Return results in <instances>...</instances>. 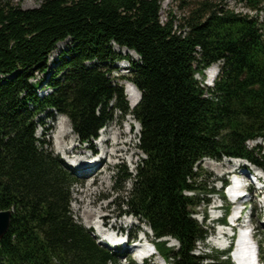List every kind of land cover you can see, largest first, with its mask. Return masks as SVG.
<instances>
[{
	"label": "trees",
	"instance_id": "16d2710c",
	"mask_svg": "<svg viewBox=\"0 0 264 264\" xmlns=\"http://www.w3.org/2000/svg\"><path fill=\"white\" fill-rule=\"evenodd\" d=\"M236 3L246 12L219 0L187 2L177 26L162 22L160 0H43L29 10L0 0V212H13L0 264H110L116 256L71 211L78 180L36 135L46 112L65 116L86 144L115 115L133 117L145 159L136 175L126 169L121 177L133 187L120 216L144 221L166 263L232 264L195 254L210 230L194 216L216 191L202 160L243 159L264 172V144L248 145L264 142V0ZM68 40L51 93L38 96L43 83L32 80L48 73L49 56ZM124 60L131 70L121 80L141 93L135 108L112 73ZM215 64L207 87L196 75Z\"/></svg>",
	"mask_w": 264,
	"mask_h": 264
},
{
	"label": "rangeland",
	"instance_id": "374dc122",
	"mask_svg": "<svg viewBox=\"0 0 264 264\" xmlns=\"http://www.w3.org/2000/svg\"><path fill=\"white\" fill-rule=\"evenodd\" d=\"M43 0H14L15 3L20 4L21 7L25 10L29 9H34L37 8ZM161 1V20L162 22H165L167 19L172 18L174 20V23L179 26L182 24L184 19L188 15V8L185 7L186 3H193L194 1H201V0H160ZM220 2L228 4L231 8L237 10V11H243L246 12L242 8L241 5H237L236 0H219ZM261 20L264 21V12L261 15ZM71 46V41L68 40L66 42L60 43L57 45L56 50L49 56L48 58V73H36V78L32 80L33 83L41 80L42 81V86L37 90L38 96L43 97L51 93V89L48 87V80L52 79V74L54 73V69L56 66V63L59 61L61 54L63 51L68 50V48ZM115 49L117 52H121L123 55H130L135 62L139 61L138 56L133 57L132 54L126 53L124 50L119 49L118 47L115 46ZM220 64H215L212 67H210L208 70L205 71V78L201 77L200 75H196V79L199 80L203 85L207 87H213L214 83L210 86L207 84L208 82V77H209V72L213 68H216L219 70ZM130 66L129 65H121L117 66L114 65L112 69L113 77L118 79L120 84L124 86L125 94L127 96V99L130 103V98L127 94V85H130L131 83L128 80H121V78L124 77H129L130 76ZM133 90L132 88H130ZM135 91V90H133ZM67 119L65 116H62L58 113L55 112H46L42 115H40L37 119L38 123V129L36 132L37 138L40 140L44 141L47 143V148L50 152L53 153V155L59 160H61L64 163V166L71 172H73L74 176L78 180V182L74 185L72 189V204H71V211L76 219V221L80 224H82L87 230L92 232V236L96 239L97 243L102 246L100 241L98 240V234L97 232L92 228V221L87 217V215L84 213V209L80 210L81 205L79 204V200H81V193L86 191L89 186H91V189L95 190L98 189L101 179L103 177L109 176L110 182H109V187L104 190V187L102 186V191L101 194L99 195L97 199V205L95 206V209L99 210L102 206H106L107 209L104 211V215H107L109 217V223L110 225H114L117 227L116 229H125L126 231L123 232V238L126 239V235L128 232L130 233H136L138 230H148V227L144 224V221L141 219H137L133 217V219L130 218H117L118 215H120V212L118 210V204L121 203V199L124 196L125 191L130 192L133 187V182L129 181L126 185L121 184V177L124 174L125 170L127 169L130 174H136V170L139 166V164L145 159L144 153L140 149V144H139V136H140V127L139 125L135 122L133 117H124L121 114H117L114 116L113 120L110 121L107 124L108 129H113L115 130L121 129L122 131L127 132V134L124 136L126 141H130L132 137L135 138L134 142H131V149L130 152L131 154H135L132 157L130 155H125L126 159L120 160V159H107V165L108 163L114 164L115 166H111L110 164L108 168L110 169L107 171L108 168H102L103 173L100 171L97 174V177H94L93 179H82L78 176L76 173V168H72L69 164L65 162L63 157L59 154L58 147L55 145L54 141L52 140V135L55 129V126L60 119ZM130 126L135 127V131L130 137L128 135L129 128ZM75 134V133H74ZM123 135V134H122ZM75 136L78 138V136L75 134ZM79 139V138H78ZM66 140V139H65ZM68 143L72 141L70 137L67 138L66 140ZM261 142V140H257L256 142H253L250 146L255 145L256 143ZM94 144V143H93ZM129 144V143H128ZM264 142H262V145ZM70 146V145H69ZM96 146V144H95ZM125 147H128V145H124ZM83 149H85V145L82 146ZM85 153L86 150H84ZM133 159V162H131ZM209 160L212 161V164L209 163ZM88 161H92L88 160ZM229 161V160H228ZM113 162V163H112ZM226 160L222 161H215L212 159H204L202 162H200V167L203 173H206L207 175H210L211 178V183H213L215 187V193L211 195L210 199V205L206 207L204 204L201 205V207L197 210L194 218L201 224L203 225L206 229L210 230L209 233L211 234L214 231V228L212 227L213 222L212 219L221 213H224V211H218V210H213V206H217L220 204L219 197L216 195L218 193V190L220 189L221 184L219 183V179L221 177H224V173L229 170L230 164L226 163ZM227 165H224V164ZM101 164V163H100ZM232 166V165H231ZM230 166V167H231ZM101 167V166H100ZM221 167V168H220ZM255 168L256 171L258 172H263L262 170ZM99 169V168H98ZM264 173V172H263ZM97 183V184H96ZM257 209L255 210V213L253 215V221L252 225L257 233L256 235V242L258 243L260 254L262 258L264 259V198L257 200L256 202ZM234 211L233 209L230 210ZM205 214L207 216V219H205ZM260 218L262 220H260ZM104 222V221H103ZM131 223L132 225H130ZM218 229V226H216ZM217 229H215V232H217ZM212 235H215L213 233ZM210 236V235H209ZM215 237L212 236L211 240L208 239L205 243H201L198 246L197 251L195 252L196 255H201V254H208L210 256L216 255L218 253L221 255L220 258V263H223L227 261V258L223 252L219 250V245L214 243ZM169 243V246L172 248L178 247V242L170 239H166ZM124 252L123 249L117 252H113L116 256L111 260L110 264H131L129 259H124L122 256V253ZM133 261H135L137 264H169L165 263L162 259V257L155 256L154 258H150L147 260H142V259H135L131 257Z\"/></svg>",
	"mask_w": 264,
	"mask_h": 264
},
{
	"label": "bare ground",
	"instance_id": "6f19581e",
	"mask_svg": "<svg viewBox=\"0 0 264 264\" xmlns=\"http://www.w3.org/2000/svg\"><path fill=\"white\" fill-rule=\"evenodd\" d=\"M124 51L128 54H132L133 57L137 56L135 53L130 52L128 50H124ZM216 77H217V69L212 68L209 72L207 84L211 86L214 83V80H216ZM127 94L130 98L131 107L135 108L141 100V93L138 90L133 91L130 88H128ZM126 134H127V132L122 131L121 129H119V131L115 130V128L110 130V138L108 140L109 146H108L107 150L104 149V153L107 154V157H109L112 160L113 159L123 160V159L127 158V157L125 158V155H130V157L135 155V154H131L132 152H130L131 151V149L129 148V147H131L130 141L127 142L126 139L124 138V136ZM68 137H70L72 139L71 142H75V141L79 140L74 134V131H73V128H72L70 121L68 119H62L61 118L60 121L57 122L55 129H54V132H53V135H52V140L54 141L55 145L58 147V150L60 153H62L63 150L65 149V143H66V140ZM124 145H126V146L128 145V147H125ZM72 153H76V154L82 155V156H83V154H85L84 149H82V147L76 148ZM88 158H89V154H86V156L83 157V159H81V160L77 159V160L73 161V164L75 163L78 165L76 173L82 179H93L94 177H97V174L101 170H103L102 168L104 167L106 169V168H108V166L110 164V163H108V165H107L106 164L107 160L103 159V157H100V159H98V160H93V161H90L87 163L86 160ZM78 160H80V161H78ZM209 163L212 164V161L209 160ZM226 163L228 164L229 162H226ZM226 163L224 165H227ZM237 165H238V161H234L232 166L229 168L230 169L234 168ZM111 166H115V165L110 164V167ZM110 167L107 169V171L110 169ZM101 172L103 173V171H101ZM109 182H110L109 176L103 177L101 179L99 187H97L98 189L93 190V189H91V186H89L86 191L81 193L82 199L79 200V204L81 205L80 210L85 207L84 213L87 215V217L89 219H91V221H93L95 219H99L101 221H104L105 225L110 224L109 223V217L107 215L103 214L104 211L107 209V207L102 206L101 208H99V210L98 209L96 210L95 206L97 205V199H98L99 195L101 194V192L109 187V185H108ZM102 186L104 187V190H102L103 189ZM249 239H250V237L247 235H244L241 238V240L243 242H247V241H249ZM213 242L218 244L219 246H221L225 243V238H223L221 233L219 232L215 236ZM256 244L258 246L257 242H256ZM250 255L251 254L248 253V256H250ZM244 261L247 262L248 259H246Z\"/></svg>",
	"mask_w": 264,
	"mask_h": 264
},
{
	"label": "water",
	"instance_id": "95a60500",
	"mask_svg": "<svg viewBox=\"0 0 264 264\" xmlns=\"http://www.w3.org/2000/svg\"><path fill=\"white\" fill-rule=\"evenodd\" d=\"M12 216L13 212L10 210L0 212V240H2L8 233Z\"/></svg>",
	"mask_w": 264,
	"mask_h": 264
},
{
	"label": "built area",
	"instance_id": "2783aa9c",
	"mask_svg": "<svg viewBox=\"0 0 264 264\" xmlns=\"http://www.w3.org/2000/svg\"><path fill=\"white\" fill-rule=\"evenodd\" d=\"M253 142H249L248 145H251Z\"/></svg>",
	"mask_w": 264,
	"mask_h": 264
}]
</instances>
